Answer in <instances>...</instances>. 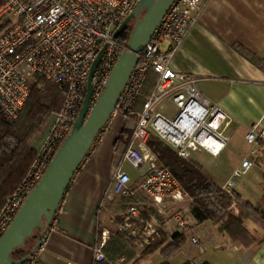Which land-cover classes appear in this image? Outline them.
I'll list each match as a JSON object with an SVG mask.
<instances>
[{
    "label": "built area",
    "instance_id": "obj_1",
    "mask_svg": "<svg viewBox=\"0 0 264 264\" xmlns=\"http://www.w3.org/2000/svg\"><path fill=\"white\" fill-rule=\"evenodd\" d=\"M140 1L0 0L1 116L8 122L18 119L30 95L35 74L57 83L64 96L61 108L49 120L46 134L36 146L30 168L0 209V238L70 133L85 99L92 65L101 51L103 55L92 80L91 106L104 91L119 56L128 49L127 42L118 41L114 33ZM203 3V0H175L144 50L138 53V62L104 128L107 129L117 115L137 116L122 162L143 170L142 179L132 187L129 174L119 164L108 196L137 197V192H142L161 215V219L151 212L143 216L139 198L123 212L119 230L132 237L140 250L167 232V210L188 198L177 177L158 161L149 147L150 135L158 136L178 156L191 163L199 151L218 157L229 140L226 129L231 123L230 115L218 101L201 91L197 84L199 76L171 67V60L198 19ZM151 71L157 73L155 85L137 110L136 100ZM165 103L175 105V113L165 112ZM245 140L250 145L249 156L243 158L221 185L230 194L237 178L252 167V156L264 151V123L250 125ZM172 215L174 231L188 224L181 211ZM56 227L54 217L23 264L40 263L49 234ZM108 240L109 234L103 231L92 246L91 264H121L107 259L104 248ZM192 242L200 245L196 237Z\"/></svg>",
    "mask_w": 264,
    "mask_h": 264
},
{
    "label": "crops",
    "instance_id": "obj_2",
    "mask_svg": "<svg viewBox=\"0 0 264 264\" xmlns=\"http://www.w3.org/2000/svg\"><path fill=\"white\" fill-rule=\"evenodd\" d=\"M203 2L198 19L171 60V67L179 72L199 76L197 84L201 91L218 101L230 115L231 123L226 129L229 139L230 135L238 132L243 134L245 140L250 125L264 123V70L242 52L248 51L264 58V0ZM167 45L165 43L164 47ZM115 118L114 128L108 127L100 133L66 192L55 216L57 227L49 234L39 264H91L94 242L100 239L103 231L110 237L111 231L119 229L120 224H116L115 220L117 216L122 217L123 211L114 212V201L118 195L108 196L114 172L122 164L131 178L130 185L135 187L142 179L143 170L122 162L127 145L120 136L128 119L122 115ZM47 126L36 138V146L44 138ZM228 146L227 143L221 154ZM248 153L243 154L236 165L223 163L212 169L207 165L211 156L207 152H196L194 160L196 158L198 168L221 187L243 158L249 156ZM251 159L252 167L245 175L237 178L234 191L244 201L259 207L264 214V151ZM253 171L252 180H244L243 177ZM257 171L263 173L258 175ZM241 210L239 203L232 205L234 213ZM189 217L190 236L186 245L182 246L187 248L184 249V256L176 263L173 260L179 253L172 259L173 264L187 260L195 264H264V230L252 220L244 219V226L255 236L256 241L246 246L233 242L211 222H198L191 214ZM111 222L116 226L115 229L110 228ZM193 237L199 240L200 245L196 246L192 242ZM156 253L160 254V251L137 264H154L158 258L160 263L162 258ZM133 262L132 259L125 264Z\"/></svg>",
    "mask_w": 264,
    "mask_h": 264
},
{
    "label": "trees",
    "instance_id": "obj_3",
    "mask_svg": "<svg viewBox=\"0 0 264 264\" xmlns=\"http://www.w3.org/2000/svg\"><path fill=\"white\" fill-rule=\"evenodd\" d=\"M133 27L128 26L118 36V41L128 42ZM246 57L264 70V58H259L248 51L242 50ZM157 79V73L151 71L144 83L141 95L137 98L135 108L139 110L145 96L149 95ZM64 96L61 88L55 82L47 80L40 74H35L31 82L30 95L14 122L6 121L0 114V209L5 200L22 182L35 156V141L39 133L46 127L49 120L63 104ZM127 121L121 132L120 139L127 145L137 116L127 115ZM148 145L156 155L158 161L167 166L179 180L182 188L190 198L189 212L198 221H209L217 226V230L227 235L238 245H250L256 241L255 236L244 226V219L248 218L264 230V214L259 207L244 201L235 191L231 194L223 190L204 172L191 162L178 156L164 141L155 134H151ZM137 197L119 194L115 199L114 212L125 211L137 201L142 202L141 213L148 216L151 212L159 219L161 215L153 207L149 198L142 192ZM239 203L242 210L239 213L232 211V205ZM116 224L122 223V217H116ZM189 227L171 234L162 235L141 250L137 249L134 239L125 231L113 230L104 248L106 257L112 262L122 264L134 260L137 264L144 258L160 251L162 258L159 264H173L172 259L181 251L189 237ZM40 237V230L26 240L23 247L14 250L12 256L19 259L30 254ZM181 264H195L187 260ZM207 264V263H203Z\"/></svg>",
    "mask_w": 264,
    "mask_h": 264
},
{
    "label": "water",
    "instance_id": "obj_4",
    "mask_svg": "<svg viewBox=\"0 0 264 264\" xmlns=\"http://www.w3.org/2000/svg\"><path fill=\"white\" fill-rule=\"evenodd\" d=\"M174 2L175 0H141L134 11L118 26L114 33L116 38L133 19L135 20L127 42L128 49L119 56L104 91L91 106L92 80L103 51L94 61L85 99L70 133L0 238V264L26 262L42 235L48 230L83 160L110 121L121 93L138 62V53L144 50ZM142 11L144 14L140 17ZM36 230H40V237L31 253L19 259L13 258L14 250L23 247Z\"/></svg>",
    "mask_w": 264,
    "mask_h": 264
},
{
    "label": "rangeland",
    "instance_id": "obj_5",
    "mask_svg": "<svg viewBox=\"0 0 264 264\" xmlns=\"http://www.w3.org/2000/svg\"><path fill=\"white\" fill-rule=\"evenodd\" d=\"M144 14V11H142V13L140 14V17ZM135 24V20L133 19L131 22H130V25L133 27ZM163 109L165 112H168L170 114H173L175 113V111L177 110V108L175 107V105L171 104V103H165V105L163 106ZM116 118L114 117V119L111 121L110 125H109V129H113L114 126H115V123H116ZM44 131V130H43ZM42 131V132H43ZM40 134V133H39ZM228 147L227 149H225L223 151L222 154H220L219 157H212L210 156V163L207 164V165H210L211 169L213 167H217L215 165H218V164H227L228 166H233V165H236V163L239 161V159L241 158V156L243 154H246L247 152H249V149H250V145L247 143V141L244 140V137H243V134L242 133H235L234 135H230V139L228 141ZM192 164H194L196 167H199V164H198V161L197 159L195 158V160L192 161ZM209 167V166H208ZM206 171V170H205ZM258 175L259 174H262L263 172L261 171H257ZM253 174H254V171L253 173H249L246 177H243L244 180H252V177H253ZM189 203H190V198L188 197L187 200L182 203V204H178V205H174L172 207H170L168 210H167V220L169 221L168 222V229H167V233L171 234V232L174 231V224H175V220L173 219V213L174 212H177V211H181L182 215H184V217L187 219L188 221V227L190 226L189 223H190V212H189ZM125 212V211H123ZM186 225V226H187ZM110 228L112 229H115L116 226L111 222L110 223ZM189 236H190V231L188 232ZM186 245V244H185ZM196 245V244H195ZM194 246V245H193ZM197 246V245H196ZM196 246H194L196 248ZM187 248L184 247L182 248L183 251H181L179 253V255L173 260L174 263L177 262V260H179L180 257H183V252H184V249ZM194 253H197V251H194ZM198 254V253H197ZM156 255L159 257L160 254L159 253H156ZM156 255H153V256H156ZM160 261V259L158 258L157 262H155L154 264H158ZM192 262V261H191Z\"/></svg>",
    "mask_w": 264,
    "mask_h": 264
}]
</instances>
